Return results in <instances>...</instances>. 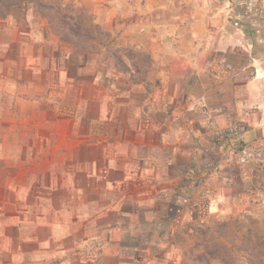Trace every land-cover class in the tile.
I'll list each match as a JSON object with an SVG mask.
<instances>
[{
    "label": "crops",
    "instance_id": "obj_1",
    "mask_svg": "<svg viewBox=\"0 0 264 264\" xmlns=\"http://www.w3.org/2000/svg\"><path fill=\"white\" fill-rule=\"evenodd\" d=\"M82 5L106 35L147 53L153 76H96L62 105L75 79L28 73L27 41H12L22 80L1 82L36 89L34 115L49 120L60 158L34 183L2 171L0 264H176L196 246L203 208L238 220L245 182L264 180V0Z\"/></svg>",
    "mask_w": 264,
    "mask_h": 264
},
{
    "label": "rangeland",
    "instance_id": "obj_2",
    "mask_svg": "<svg viewBox=\"0 0 264 264\" xmlns=\"http://www.w3.org/2000/svg\"><path fill=\"white\" fill-rule=\"evenodd\" d=\"M74 1L82 3V0ZM42 20L46 22V28L41 25ZM0 21H3L5 26L8 25L9 29H14L8 33L1 32L3 27L0 29V76L15 80L18 77L22 80L18 76L20 73L18 63H13L18 59L20 52L18 45L12 46V41L18 44L21 40H26L25 55L28 60L24 63L26 67H30L26 69L28 73L44 77L46 71L47 79L50 80L67 76L75 79L74 86L69 88L64 97L57 96L62 105L69 104L73 94L81 92V89L91 91L92 87L88 82L91 83L96 76L105 78L106 82L116 77L140 82L153 76L151 57L132 47L129 41L113 37L112 34L98 36L95 42L86 46L73 47L64 44L56 32L51 30L48 21L32 11L27 16L18 12H13L6 18L0 16ZM130 23V20H126L120 25L127 28ZM19 29H23L27 34L19 36ZM44 32L47 33V42L44 40ZM50 38L55 42V48H58V51L55 54L52 51L51 55L48 47H45L51 44ZM8 42L9 47L6 45ZM11 47L13 48L10 51ZM83 50L85 53L79 54V51ZM65 52L69 53V59L64 58ZM36 54L39 56L38 59H34ZM49 56L54 58L53 63H47ZM128 64L135 68L131 69ZM48 65L52 67L51 70L47 69ZM37 68L42 72L37 74L35 72ZM4 82L5 80L1 82L0 79V175L8 165L9 170L15 171L16 174L17 172L29 174L31 183H34V180L47 173L45 170L49 168L51 162L60 158V156L54 158L48 152L49 143L53 142L49 140L50 122L46 117L34 115L37 104L33 103L34 98H29L36 92L34 87L12 84L9 80L6 85ZM59 89L61 86L55 88L57 91ZM48 91L47 88L46 92ZM21 157L26 158L25 162H20ZM10 174L9 176H12ZM16 174L13 175L16 177ZM18 177L20 176H17L15 181ZM245 185H251V190L245 188L250 193L245 198L241 218L225 220L219 215L209 217L203 208L202 221L195 229L196 246L194 248L193 243L187 245L188 247L181 252L182 260L176 264H228L227 262L264 264V180L245 182ZM208 186V182H203L207 194L205 188ZM198 256L205 257L207 262H195Z\"/></svg>",
    "mask_w": 264,
    "mask_h": 264
},
{
    "label": "trees",
    "instance_id": "obj_3",
    "mask_svg": "<svg viewBox=\"0 0 264 264\" xmlns=\"http://www.w3.org/2000/svg\"><path fill=\"white\" fill-rule=\"evenodd\" d=\"M32 11L49 23L64 44L73 47L86 46L105 33L95 23L80 1L74 0H0V16L6 18L13 12L24 16ZM79 51V54H84ZM205 257L198 256L195 262H207ZM228 264H234L227 262Z\"/></svg>",
    "mask_w": 264,
    "mask_h": 264
}]
</instances>
